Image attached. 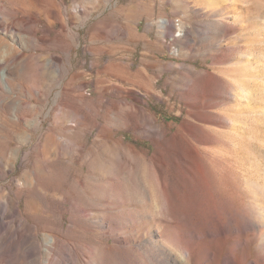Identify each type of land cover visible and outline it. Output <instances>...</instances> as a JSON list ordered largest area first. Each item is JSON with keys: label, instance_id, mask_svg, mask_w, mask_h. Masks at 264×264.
<instances>
[{"label": "rangeland", "instance_id": "1", "mask_svg": "<svg viewBox=\"0 0 264 264\" xmlns=\"http://www.w3.org/2000/svg\"><path fill=\"white\" fill-rule=\"evenodd\" d=\"M0 45V264H158L169 193L181 230L206 233L200 184L264 168V0H0ZM217 197L226 238L197 264L237 244L234 211L264 221L263 198ZM252 235L237 264L260 256Z\"/></svg>", "mask_w": 264, "mask_h": 264}, {"label": "bare ground", "instance_id": "2", "mask_svg": "<svg viewBox=\"0 0 264 264\" xmlns=\"http://www.w3.org/2000/svg\"><path fill=\"white\" fill-rule=\"evenodd\" d=\"M165 21L166 20H163V22ZM1 50L2 49L0 45V53L3 52V50L2 52ZM5 62H6V56L0 54V90L1 92H7L8 88H10V79L8 78V75L4 72L5 70L1 69V67L5 64ZM239 110L241 111V108ZM10 121L12 122L14 126L19 125V114L17 112V106L14 107V111L11 114ZM246 125H247V122H244V121L239 122V120L236 121L235 123H231L229 125V129H230V133L232 137L234 139H241L242 137H245L247 134L251 133L252 131L248 132L245 130V128H247ZM206 128L212 131V135H215L216 137L220 135L218 134L221 132L220 129H217L214 127H210V128L206 127ZM212 141H214V145L210 144L211 145L210 148L207 146H201L203 143H210ZM197 143L198 144L196 145L195 143L192 142L193 148L197 154H200L201 153L200 151L205 152V153H210L211 159L219 160V157H218L219 156L218 148L220 147L219 141H217L216 139L213 140L211 138H202L198 140ZM230 143L231 142H228L226 143V145H230ZM255 146H258L257 143L252 145L253 153L255 152ZM18 150L19 148L15 149L14 158L18 154ZM220 160L224 161L222 157L220 158ZM236 178L242 182L241 184H243V187L242 185L239 187L237 186L236 188H238V194L234 195L231 193L230 189L235 188ZM198 190L209 201L205 209L206 214H204L201 218L202 220H206V219L209 220L211 223V226L209 227L206 233H200L198 229H194V228H192V230L190 231L181 230V227H180L181 225L179 224L181 223L184 217L183 211L181 210V208L179 210V205L177 206L176 201L172 197L173 192L169 193L170 202L168 206V211H169L168 225H163L162 227L163 228L168 227V229L171 232H174V237L171 238L169 236L167 237L165 236L164 238H161V240L159 241V244L162 247H160V251H159L160 255L158 257H155L158 264H197V262L199 261L207 260L208 258L213 257L214 248L211 245H208V241H206V239H209V241L211 242L214 241V243L218 239L224 240L226 238V234L228 231L226 230L228 228H224L225 225L222 226L223 223H221V221L219 220L220 218L218 219L220 223L216 221V216L218 213V205L216 203L215 196H218L219 198H221L223 202L230 203V204H234L235 202L245 201L249 203L254 202L256 206V203L259 202L257 201L259 197L261 199L262 198L264 199V168L262 170L261 169H248V170H243L242 172H237V173L225 171L224 173L222 172L219 179L217 181L215 180L214 183H212L210 186L202 182L200 186L198 187ZM233 198H236V199H233ZM11 200L14 201L13 199L10 198V201ZM262 203H264V200L261 202V204ZM152 204L153 206L150 205L148 207L150 211H152L151 215L154 216L157 214V212H160L161 210V213L163 216L165 212L163 210V206L161 205V202L158 199H154V203L152 202ZM250 205L251 204H249L248 207H250ZM257 206H259V204ZM251 209L253 208L251 207ZM247 210L250 212L249 209ZM256 210H258V208ZM259 210H261V213H262L261 215L264 216V206L263 205L259 206ZM234 212L235 213H232V215H229V216L231 219L237 221L235 229L241 235V237H239L241 240L239 239V241L236 242L237 244L234 243L233 245L227 247V250H226L227 252L223 260V264H237V256H236L237 249H238L237 247L239 245L240 246L242 245L244 250L248 248L247 237L249 234H253L254 239L258 241L257 247H256L257 251L260 252L261 254L264 253V221L260 220L261 217L258 218L259 217L258 214H260V211L259 213L258 211H256L258 214L254 212L258 215L257 218L255 217L256 215L254 216V215H249L248 213H246L245 218L241 219L239 222L237 220V216L239 214L237 211H234ZM182 238L184 241L182 240ZM122 241L125 243L128 242L125 238H121L118 240V242L120 243H122ZM214 243L212 245H216ZM228 245H230V243ZM261 254L260 256H262ZM260 256L256 255L255 258H253L252 260L248 262V264H259Z\"/></svg>", "mask_w": 264, "mask_h": 264}]
</instances>
